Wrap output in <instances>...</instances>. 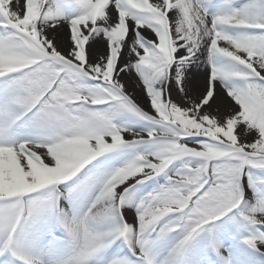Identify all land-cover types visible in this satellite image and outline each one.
I'll return each instance as SVG.
<instances>
[{"label":"snow or ice","instance_id":"6c2138e0","mask_svg":"<svg viewBox=\"0 0 264 264\" xmlns=\"http://www.w3.org/2000/svg\"><path fill=\"white\" fill-rule=\"evenodd\" d=\"M0 264H264V0H0Z\"/></svg>","mask_w":264,"mask_h":264},{"label":"bare ground","instance_id":"6f19581e","mask_svg":"<svg viewBox=\"0 0 264 264\" xmlns=\"http://www.w3.org/2000/svg\"><path fill=\"white\" fill-rule=\"evenodd\" d=\"M226 243H229V244L233 243L231 236L228 237V239L226 240Z\"/></svg>","mask_w":264,"mask_h":264}]
</instances>
